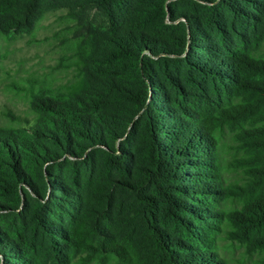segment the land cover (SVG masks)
<instances>
[{
	"label": "trees",
	"instance_id": "1",
	"mask_svg": "<svg viewBox=\"0 0 264 264\" xmlns=\"http://www.w3.org/2000/svg\"><path fill=\"white\" fill-rule=\"evenodd\" d=\"M44 1L0 0V36ZM83 1L79 80L0 128V264H229L223 235L264 264V0Z\"/></svg>",
	"mask_w": 264,
	"mask_h": 264
},
{
	"label": "rangeland",
	"instance_id": "2",
	"mask_svg": "<svg viewBox=\"0 0 264 264\" xmlns=\"http://www.w3.org/2000/svg\"><path fill=\"white\" fill-rule=\"evenodd\" d=\"M42 16L32 26L11 37L0 36V128L20 127L34 117L33 95L59 94L80 78L82 40L91 32H105V16L83 0H45ZM230 138L222 143L226 179L243 184V172L232 166L237 157ZM230 211L238 202L226 201ZM219 253L229 264H256L258 256L249 255L223 235Z\"/></svg>",
	"mask_w": 264,
	"mask_h": 264
}]
</instances>
